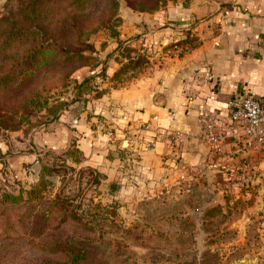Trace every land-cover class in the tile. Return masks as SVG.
I'll use <instances>...</instances> for the list:
<instances>
[{"label":"rangeland","instance_id":"rangeland-1","mask_svg":"<svg viewBox=\"0 0 264 264\" xmlns=\"http://www.w3.org/2000/svg\"><path fill=\"white\" fill-rule=\"evenodd\" d=\"M157 1H92L93 21L83 23L87 32L82 36L70 19L63 28L61 24L49 28H62L64 39L58 45L74 51L82 43L81 52L92 59L54 62L27 85L9 92L0 88V161L28 153L37 154L39 162L38 178L31 184L16 177L2 183L11 187L4 192L24 196L23 203L0 208V245L8 253L4 260L0 249L2 264H63L70 256L66 245L71 243L86 255L82 264H264V227L258 213L252 211L255 198L238 196L251 189H232L237 178L227 176L223 181L210 170L190 182H176L171 189L167 185L165 189H140L137 195L131 193L135 189H128L121 196L115 184L104 189L99 174L80 167L76 157L65 154L75 145L80 151L77 137L63 149L46 145L62 125L71 131L80 109L106 92L97 89L104 72L97 80L98 74L91 71L105 65L97 42L104 33L117 38L122 9L134 11L131 5L138 2L152 8ZM178 1L160 2L157 12ZM21 3L0 0V19L19 12ZM98 4L103 8L98 10ZM50 8L52 4L43 6L44 10ZM52 11L65 20L74 13L71 9ZM5 28L0 24L1 31ZM121 54L134 58L132 63L138 59L141 65L146 63L144 56L130 48ZM125 65L121 76L135 70ZM8 67L2 73L7 74ZM85 80L89 83L84 86ZM90 118H96L95 123L102 120L99 114L89 113ZM149 144L148 149L154 147ZM218 183L223 189H217ZM3 185L0 189H5ZM19 223L24 226L18 230L11 226Z\"/></svg>","mask_w":264,"mask_h":264},{"label":"crops","instance_id":"crops-1","mask_svg":"<svg viewBox=\"0 0 264 264\" xmlns=\"http://www.w3.org/2000/svg\"><path fill=\"white\" fill-rule=\"evenodd\" d=\"M120 16L117 38L104 33L97 42L105 65L91 71L97 80L104 72L97 89L106 92L80 109L71 131L62 125L46 145L63 149L77 137L79 166L99 174L104 189L115 184L121 196L128 189H135L133 195L140 189H171L210 170L224 181L227 171L250 164L247 182L237 177L232 189H251L238 196H254L252 211L259 215L264 149H242L236 132L224 151L214 154L202 137L199 117L212 112L224 124L231 99L249 91L264 98V0H179L153 14L122 9ZM124 48L146 63L121 76L120 69L134 60L121 54ZM204 71L213 79L198 86ZM190 88L196 90L193 101L187 98ZM89 113L99 114L101 122L89 119ZM149 143L154 147L148 149ZM37 157L25 153L0 161V186L12 177L24 184L36 181ZM3 186L0 195L11 189ZM217 189H223L221 183Z\"/></svg>","mask_w":264,"mask_h":264},{"label":"trees","instance_id":"trees-1","mask_svg":"<svg viewBox=\"0 0 264 264\" xmlns=\"http://www.w3.org/2000/svg\"><path fill=\"white\" fill-rule=\"evenodd\" d=\"M92 1L94 0H21L23 6L21 5L22 9H20L19 12L4 19H0V24L6 26L4 30H0V88L3 89L4 92H9L14 88L21 87L23 83L27 85L38 78L39 71L52 68L51 64L54 62L57 64H68L76 60L82 61L90 58L81 52L80 48L84 46L82 43L78 44V49L71 51L68 48L58 45V42L64 39V34H62L63 32L61 31L65 25H68V19L75 22V24H73L76 27V33H80V36L83 35L82 33L87 32V24L93 21V17L90 15V10L93 5ZM167 1L176 0H158L152 8L147 5L143 7V4L138 2L135 4V7L131 5V8L138 13L153 14L159 10L160 2L166 3ZM46 4H52L53 8L44 10L43 6ZM97 8L99 10L103 8V6L98 4ZM54 9L63 11L62 13L71 9L74 13L71 15L68 14L65 20L61 19L62 15H60V13L52 11ZM85 22H87L86 26L83 25ZM53 24H61L62 28L58 31L49 30L50 26ZM185 43L187 44L188 42H182L179 43V45ZM131 52L137 53L133 49H131ZM17 60L19 61L18 63L14 65L11 64V62ZM139 61V59L135 63L130 61L126 68L136 69L138 66H141ZM144 65L145 64H142V66ZM4 66H9L7 74L2 73L5 69ZM122 72H124V70L121 71L120 74ZM88 83L89 80H85L83 85ZM73 144H75V142H73ZM75 146L72 147V151L68 150L65 154L67 156L76 157L77 160L75 162L79 163L81 161L80 151L75 150ZM41 185L42 181L39 188L42 187ZM23 202L24 196L22 193L16 194L5 191L0 195V208L18 205ZM11 226L18 230L19 227H23L24 225L19 223L17 226ZM66 246L70 256L67 262L63 264H82L86 255L80 251L81 249H79V247L77 248L74 243L67 244ZM4 248V244H1L0 249H3L2 256L5 258L4 260H7L8 253ZM0 264H2L1 261ZM44 264L62 263L45 262Z\"/></svg>","mask_w":264,"mask_h":264},{"label":"built area","instance_id":"built-area-1","mask_svg":"<svg viewBox=\"0 0 264 264\" xmlns=\"http://www.w3.org/2000/svg\"><path fill=\"white\" fill-rule=\"evenodd\" d=\"M197 78L198 86L207 84L213 79L209 71L201 72ZM195 96V89L187 90V98L190 101H193ZM227 106L229 118L224 124H220L212 112H204L199 117L202 137L211 151L214 154L222 153L227 138L236 132L242 138V149H264V98L259 97L253 91H249L240 99H231ZM176 156L180 157V153H177ZM250 170L251 165L246 164L238 170L227 171V176L230 179L240 177L244 182H247ZM258 221L264 227V205L259 212Z\"/></svg>","mask_w":264,"mask_h":264}]
</instances>
